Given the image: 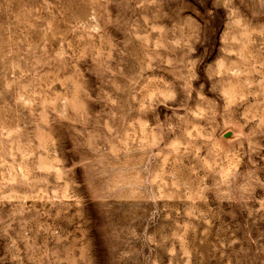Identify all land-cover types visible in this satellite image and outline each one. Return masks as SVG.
Returning a JSON list of instances; mask_svg holds the SVG:
<instances>
[{
    "label": "rangeland",
    "instance_id": "rangeland-1",
    "mask_svg": "<svg viewBox=\"0 0 264 264\" xmlns=\"http://www.w3.org/2000/svg\"><path fill=\"white\" fill-rule=\"evenodd\" d=\"M0 264H264V0H0Z\"/></svg>",
    "mask_w": 264,
    "mask_h": 264
}]
</instances>
